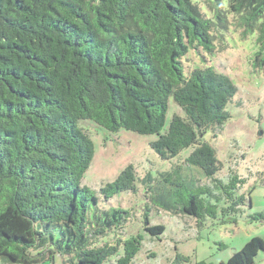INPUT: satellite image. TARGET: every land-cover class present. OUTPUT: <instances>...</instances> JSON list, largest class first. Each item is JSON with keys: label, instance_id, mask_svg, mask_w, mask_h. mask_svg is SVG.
<instances>
[{"label": "trees", "instance_id": "obj_1", "mask_svg": "<svg viewBox=\"0 0 264 264\" xmlns=\"http://www.w3.org/2000/svg\"><path fill=\"white\" fill-rule=\"evenodd\" d=\"M231 27L253 36V65L264 73V0H0V262L132 264L144 238L159 241L152 210L194 222L231 224L246 199L234 170L203 136L231 118L237 88L213 67L190 69V51L206 62ZM184 113L164 130L168 99ZM81 122L109 133L156 135L151 149L182 164L158 179L131 167L92 191L81 185L94 157ZM142 199L139 216L114 208L119 195ZM250 206V204H249ZM138 222L139 230L126 228ZM222 249L227 248L221 244ZM264 238H251L220 264H254ZM150 257H153L150 254ZM170 264H189L175 254ZM195 264H210L205 261Z\"/></svg>", "mask_w": 264, "mask_h": 264}, {"label": "rangeland", "instance_id": "obj_2", "mask_svg": "<svg viewBox=\"0 0 264 264\" xmlns=\"http://www.w3.org/2000/svg\"><path fill=\"white\" fill-rule=\"evenodd\" d=\"M225 34V41L215 42V53L202 57L190 51L183 59L184 66L201 69L212 66L217 73L227 75L237 88L231 103L226 107L231 118L216 131L209 130L204 140L215 149L216 158L222 169L216 178L226 182L228 171L234 170L243 184L236 194L246 199L242 214L235 223L222 225L208 221L197 230L192 220L176 217L163 210H152L151 224L161 225L164 232L159 241L144 238L140 252L132 264H170L175 254L185 256L189 264L205 261L210 264L228 262L234 251L242 248L251 238H264V73L253 65L256 50L253 36H241V29L231 27ZM174 116L184 113L170 97L167 101L164 130ZM93 143L94 157L86 170L81 185L98 191L101 185L114 181L119 173L131 166L140 178L150 175L158 179L162 174L175 170L193 151L184 149L170 161L162 160L150 147L156 135H138L125 130L109 133L90 122H81ZM183 173L191 174L194 181L205 182L203 173L195 167L181 165ZM114 208L135 212L142 210V199L138 196L119 195L111 200ZM250 204V206H249ZM139 223L133 222L126 228L127 235L139 230ZM221 244L227 248L222 249ZM150 254L153 257H150ZM0 264H2L0 262ZM65 264L55 256L50 263ZM254 264H264V253H259Z\"/></svg>", "mask_w": 264, "mask_h": 264}]
</instances>
